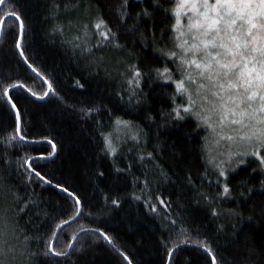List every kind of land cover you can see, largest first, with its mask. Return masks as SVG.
I'll return each mask as SVG.
<instances>
[{
  "label": "trees",
  "instance_id": "16d2710c",
  "mask_svg": "<svg viewBox=\"0 0 264 264\" xmlns=\"http://www.w3.org/2000/svg\"><path fill=\"white\" fill-rule=\"evenodd\" d=\"M160 2L165 8L172 6L163 0ZM16 3L28 28L27 54L54 82L57 95L41 101L22 91L9 94L17 98L14 102L21 109L28 138L49 137L57 144L56 156L52 160L38 161V169L51 178L53 184L68 187L84 202V215L78 222L65 226L61 243L83 225L104 231L116 246L109 245L98 233H82L75 244L79 250L73 251L65 264H128L117 248L132 264H168L166 248H171L172 241L178 239L176 232L180 227L185 228L193 239L207 238L226 264H243L250 245L257 250L252 260L255 264H264V215L261 214L264 210V173L257 168V162L250 159L246 168L230 176L233 200L222 202L226 209H238L242 219L221 217L218 220L211 216L209 205L203 201L196 203L197 189L211 195L217 191L206 181L202 182L204 129H198L191 117L163 124L161 112L170 110L174 88L146 78L143 91L147 94V103L136 110L126 107L117 96L124 86L120 76L124 65L119 63L120 60L139 58L145 65L163 67L164 59L157 49L172 47L171 37L166 35L170 31V22L165 15L155 12L151 18H137L136 14L143 7L153 12L151 0H145L139 7L136 0H129L127 13L130 18L124 24L119 20L122 0H16ZM56 5H59V11H56ZM97 16L118 32L119 42L127 50L125 53L105 49L96 50L95 57H86L65 42L76 34L79 24L91 25ZM70 22L73 24L71 30ZM57 26H63V35L56 31ZM142 36L147 48L141 43ZM99 57H103V65L97 69L94 60ZM168 63L174 69V65ZM9 79L24 81L38 92L43 87L42 81L19 60L13 35L6 33L0 38V81ZM77 80L83 88L74 86ZM89 106L100 108V113L94 118H82L81 108ZM108 110L112 117L132 119L150 130L146 150L155 149V163L143 167L129 151L130 142L120 148L116 157L104 154L100 128L109 130L111 127ZM147 114L153 116V122L145 119ZM97 121H101L99 126ZM158 124L162 126L157 128ZM13 128L11 109L0 99V184L3 185L0 208L14 210L12 193L17 190L20 196L31 197L33 203L20 224L34 236L30 246L35 249L37 230L43 236L54 220H70L74 204L56 187L37 181L30 185L25 183L16 171L15 162L25 155L46 154L50 145L22 143L7 147V136L12 134ZM5 157L11 164L6 163ZM129 163H132L130 172L117 173V166L125 168ZM254 168L257 169L255 173L252 172ZM161 169L167 179L160 175ZM99 172L104 175L99 176ZM145 172L153 202L158 205L154 197L160 195L170 203L171 218L177 221L176 232H172L168 221L162 218V207L158 205L157 213H153L145 207L143 195L139 201L133 199L134 195H141L143 188L142 183H134V180L143 181ZM189 176L191 184L188 183ZM113 198L119 199V207L111 204ZM29 219L33 223H28ZM221 225L223 231H218ZM35 264H39V259ZM172 264H210V258L190 240L176 250Z\"/></svg>",
  "mask_w": 264,
  "mask_h": 264
},
{
  "label": "snow or ice",
  "instance_id": "6c2138e0",
  "mask_svg": "<svg viewBox=\"0 0 264 264\" xmlns=\"http://www.w3.org/2000/svg\"><path fill=\"white\" fill-rule=\"evenodd\" d=\"M136 2L139 7L145 0ZM163 3L172 6L165 8L160 0H151L152 13L147 7H143L136 14L139 19L151 18L153 13L160 12L169 20L170 31L166 35L171 37L172 47L157 49L159 56L164 59L163 67L145 65L139 58L135 61L120 60L119 63L124 65V71L120 74L124 86L117 96L126 107L136 110L147 103V94L143 91L146 78L173 87L171 108L167 113L161 112L163 124L191 117L196 121L197 128H203L206 133L202 146L205 163L202 182L206 181L209 187L214 186L217 191L215 195H211L197 189L196 203L203 201L209 205L211 216L218 220L221 217L242 219L238 209H226L222 202L233 200L230 176L241 168H246L250 159L257 162V168L264 173V0H163ZM128 6L129 0H122L119 8V20L122 24L130 18ZM55 9L59 11V5ZM72 27L70 22L69 29ZM56 31L63 35V26H57ZM6 33L14 37V48L19 60L43 85L38 92L24 81H0V99L10 107L14 116L13 132L7 136L6 146L13 147L22 143L50 145L46 154L25 155L17 160L16 171L23 176L26 184L37 181L58 188L71 199L74 209L70 220H54L43 236L37 230L36 248L33 249L30 244L34 236L29 235L20 224L21 219L28 215L33 201L30 196H20L18 190L13 192L14 210L0 208V264H35L38 259L39 264H65L72 252L79 250L75 244L82 233H98L109 245L116 247L107 233L99 228L89 229L83 225L61 243L65 226H71L73 221L78 222V218L84 215V202L68 187L53 184L51 178L38 169V161L52 160L56 156L57 144L49 137L28 138L21 109L14 102L17 98L14 94H9L22 91L41 101L57 95L54 82L35 66L27 54L28 28L16 0H0V38ZM119 41L118 32L101 16H97L91 25L86 22L79 24L76 34L65 42L74 51L79 50L82 56L95 57L96 50L111 49L125 53L127 50ZM141 43L148 47L143 36ZM169 61L174 69L169 66ZM94 64L97 69L101 67L103 57L96 58ZM74 86L83 88L79 80L75 81ZM80 111L82 118L89 119L94 118L101 110L96 106H89ZM108 115L111 118L110 129L100 128L104 154L110 158L116 157L120 148L130 142L129 151L134 153V159L143 167L146 168L148 163H155V149L146 150L150 130L132 119L112 117L110 110ZM145 119L154 121L150 114ZM100 124L101 121H97V125ZM160 126L162 125L158 124L157 128ZM5 161L11 164L6 157ZM156 167L159 169L158 164ZM131 168L132 163H129L125 168L117 166L116 171L126 173ZM256 171V168L252 169L253 173ZM98 175L103 176L104 173L99 172ZM160 175L167 179V174L162 169ZM134 183H142L143 188L141 195H134L133 199L139 201L143 195L145 207L153 213H157L158 205L162 207V218L168 221L169 229L176 232L177 221L171 218L170 203L160 195L154 197L158 205L153 202L148 173L145 172L143 181L134 180ZM188 183H192L190 176ZM2 188L3 185L0 184V189ZM111 204L119 207L120 201L113 198ZM261 214L264 215V210ZM251 219L249 217V222ZM28 223L33 222L29 219ZM218 231H223V225ZM176 235L178 239L172 241V247L166 248L168 264H172L176 250L190 240L210 258V264H226L207 238L193 239L183 227H180ZM116 250L128 264H132L123 251L119 248ZM256 252L255 246L250 245L243 264H255L252 257Z\"/></svg>",
  "mask_w": 264,
  "mask_h": 264
},
{
  "label": "water",
  "instance_id": "95a60500",
  "mask_svg": "<svg viewBox=\"0 0 264 264\" xmlns=\"http://www.w3.org/2000/svg\"><path fill=\"white\" fill-rule=\"evenodd\" d=\"M127 262V261H126ZM128 263V262H127Z\"/></svg>",
  "mask_w": 264,
  "mask_h": 264
},
{
  "label": "rangeland",
  "instance_id": "374dc122",
  "mask_svg": "<svg viewBox=\"0 0 264 264\" xmlns=\"http://www.w3.org/2000/svg\"><path fill=\"white\" fill-rule=\"evenodd\" d=\"M178 75V74H177Z\"/></svg>",
  "mask_w": 264,
  "mask_h": 264
}]
</instances>
